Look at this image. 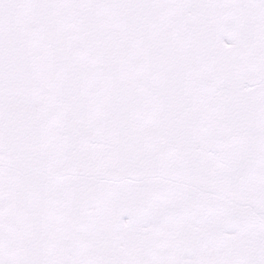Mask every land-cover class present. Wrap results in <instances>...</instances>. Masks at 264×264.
Returning <instances> with one entry per match:
<instances>
[{
  "label": "snow or ice",
  "instance_id": "6c2138e0",
  "mask_svg": "<svg viewBox=\"0 0 264 264\" xmlns=\"http://www.w3.org/2000/svg\"><path fill=\"white\" fill-rule=\"evenodd\" d=\"M0 264H264V0H0Z\"/></svg>",
  "mask_w": 264,
  "mask_h": 264
}]
</instances>
